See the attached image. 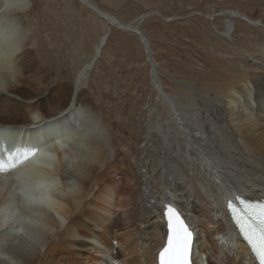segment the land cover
<instances>
[{"label":"bare ground","instance_id":"1","mask_svg":"<svg viewBox=\"0 0 264 264\" xmlns=\"http://www.w3.org/2000/svg\"><path fill=\"white\" fill-rule=\"evenodd\" d=\"M81 1L103 22V32L95 41L89 40L88 34L87 40L78 38L83 45L88 42L90 46L87 59L78 66L73 86L69 88L58 70L49 74L46 68L42 70L34 64L35 39L27 36L22 27L30 0H0V24H11V27L0 26V31L9 30L21 37L13 51L16 60L21 56L15 83L6 92H0V163L14 165L0 175V264H113L115 258L118 264H152L166 243L161 213L166 203H174L168 199L169 193L165 195L160 191L167 181L160 182L157 191L161 210L157 204L159 215L154 222L161 221V227L159 224L148 227L149 220L143 221V218L146 214L147 219L152 215L133 205L137 172L128 161L133 154L142 153V149L135 144L132 145L135 148L124 149V142L111 136L105 121L85 94L87 75L101 55L105 35L114 27L139 37L136 33L139 23L137 19L122 23L115 16L95 8L90 0ZM229 13L233 14L229 18L241 16L235 11ZM230 23L225 24V36H232L235 31ZM255 25L261 26L264 22L251 26ZM145 40L148 42L147 38ZM140 41L145 45L144 39ZM213 55L219 64L214 61L210 65L212 70L205 79V92L197 88L196 81L188 83L172 76L171 80L183 89L178 97L156 84V81L161 82L159 73L169 76L170 72L153 60L154 70H150L152 65L149 69L153 74L156 70V77L152 75L151 79L157 91L153 113L162 117L148 120L136 140L146 139V134L155 130V137L152 133L148 137L150 141L153 139L155 146L162 148L168 134L180 149L184 148L182 142L190 144L186 148L194 153L192 162H204L200 169L205 170L206 177L211 173L213 180L219 181H214L211 196L205 198L193 187L184 171V163L173 153L166 156L172 167L182 171L186 179L182 184L191 186L198 199L189 213L183 210V214L189 225L197 229L198 224L205 221L199 229L202 233L200 253L207 257L209 264H215L214 259L221 264H237V260H252L253 263L249 249L238 239L229 222L225 200L234 191L264 195V71L256 67L257 73L249 72L246 65L240 70H236L240 67L228 68L218 54ZM35 80L41 84L38 91L30 88ZM23 85L25 87L20 88ZM49 94L55 95V106L44 101ZM38 112L40 116L23 128L26 136L19 137L18 131L9 134L12 131L9 125L25 127L23 124L29 121L27 115ZM55 115L58 116L50 119ZM66 123V129L61 131L60 126ZM184 126L196 130L192 137L181 138ZM184 132L190 134L188 130ZM75 135L82 139V147L74 144L79 140ZM36 140V146H41L40 152L33 147ZM60 144L66 145L59 150L61 155L54 149ZM148 158V167L151 166L148 170L156 172L162 157L158 154L156 157L148 155ZM119 175V182H115L114 177ZM160 175L156 177L160 179ZM58 186L61 192L56 189ZM26 189L34 202L28 199ZM212 205H216L220 213L218 218L210 217L212 210L209 213L207 209ZM181 208H184L183 203ZM39 225L47 230L40 238L35 236L30 240L32 229ZM216 235H225L229 240L219 237L217 240L223 246H217ZM224 243L231 246L232 253H226ZM113 244L119 247L116 255L104 251V248L111 249Z\"/></svg>","mask_w":264,"mask_h":264},{"label":"rangeland","instance_id":"2","mask_svg":"<svg viewBox=\"0 0 264 264\" xmlns=\"http://www.w3.org/2000/svg\"><path fill=\"white\" fill-rule=\"evenodd\" d=\"M90 1L96 5L95 8L115 16L122 23H130L133 20L136 22L135 19H137L138 31L146 36L152 49L153 60L170 72L169 76L164 73L158 74L161 81L159 84L166 93L177 96L183 91L179 84L171 80L173 75L188 83L196 81L197 88L205 92V79L210 76V69L212 70L210 65H213L214 61L216 65L219 64L213 54H218L228 68L240 67L236 69L240 70L246 65L247 71L251 70L249 72L257 73V68L264 71V50L262 49L264 25L251 26L252 23L264 22V0ZM83 4L81 0H30L29 7L23 16L25 23L22 27L25 28L26 35L35 39V48L32 51L34 64L42 70L46 68L45 71L49 74L53 73L54 69L58 70L62 74L63 83L69 88L73 86V76L78 66L87 59L86 52L90 46L87 41V44L83 45V41L81 42L78 38L84 40L88 34V39L95 41L103 32V22ZM229 11H235L241 16L229 18L233 15ZM176 17L179 19H175ZM227 21L234 26L235 31L232 36L224 34L225 24L229 23ZM3 25L11 27L8 23L0 24V26ZM105 40L100 57L95 64L91 65L92 69L90 68L87 75L85 94L95 111L105 121L111 136L124 142V149L134 144L135 147L142 149V153L133 154L128 159L137 172L135 180L138 185L134 187L136 192H134L133 205L135 209L145 210V213L148 210V213L152 215L147 219L146 214L143 218V221L149 220L148 227L152 228L156 224L161 227V221L154 222L157 221V215L161 210L160 193L157 195L161 187L160 182L167 181L168 184L163 185L160 191L165 195L169 193L168 199L174 201L173 204L178 205L183 213V210L189 213L193 202L195 204L198 202V199H195L194 189L183 185L186 179L182 171L172 167L166 160L168 153H173L184 163L187 177L192 180L193 187L203 197L211 196L215 180L211 177V173L206 177L205 170L200 169L204 162L201 160L196 164L192 162V158H195L194 153L190 148H186L190 144L182 142L181 146L184 148L180 149L168 134L162 148L161 145L155 146L153 139L151 138V141L148 139L151 133L155 137L157 133L155 130L147 133L146 139L136 140L140 136L139 131L146 127L148 120H160L162 117L158 115L157 118L153 113L156 107L153 99L157 93L151 80L154 67L150 69L151 65L146 52L148 49L144 47L136 34L113 27L109 34L105 35ZM20 58L21 56L16 60L14 56L17 68ZM214 71H217L216 67ZM40 85L35 80L30 88L38 91L41 88ZM24 87L25 85L20 86V88ZM42 87H45V84ZM44 98L48 105H56L55 95L49 94ZM12 108L15 107L12 106ZM58 115L49 118L53 119ZM23 117L21 115V118ZM184 130H188L190 134H186ZM11 132L9 131V134ZM192 132H196L193 127L184 126L182 133L184 136L181 135V138L192 137ZM160 133L163 134V131ZM75 136L79 138L77 140L79 143L75 140L74 144L82 147V139L78 135ZM123 147H119V150L121 151ZM158 154L162 157L160 164L156 172H151L148 170L151 167H148V155L156 157ZM158 173L161 174L160 179L156 177ZM120 177L121 175L115 176L114 181L119 182ZM182 203L185 209L181 208ZM157 204L160 206L159 211L158 207L156 208ZM113 209L117 210L115 207ZM207 210L210 211L209 213L212 210L210 217L220 216L216 205L208 207ZM92 230L95 231V229ZM113 233L115 232L112 231ZM219 237L229 240L225 235L214 236V238ZM224 248L226 253L233 251L231 246L227 247L225 244ZM243 261L245 264H254L252 260H247L248 262L237 260V264H244ZM213 262L221 264L215 259Z\"/></svg>","mask_w":264,"mask_h":264},{"label":"snow or ice","instance_id":"3","mask_svg":"<svg viewBox=\"0 0 264 264\" xmlns=\"http://www.w3.org/2000/svg\"><path fill=\"white\" fill-rule=\"evenodd\" d=\"M7 32L12 33L9 30ZM9 167L14 165L6 166L0 163V171H6ZM25 192L28 199L34 202L32 194L27 189ZM237 199L244 205L240 215H237L233 204L229 203L228 207L232 210L233 219L240 232L260 259L261 264H264V204L253 205L239 197ZM164 215L167 221V242L159 252L160 264H191L193 229L181 212L170 204L166 206Z\"/></svg>","mask_w":264,"mask_h":264},{"label":"clouds","instance_id":"4","mask_svg":"<svg viewBox=\"0 0 264 264\" xmlns=\"http://www.w3.org/2000/svg\"><path fill=\"white\" fill-rule=\"evenodd\" d=\"M99 19V18H98ZM179 19V18H175ZM166 20V19H165ZM21 42L18 33L0 32V92H6L15 83L18 69L13 51ZM28 114L27 118H29Z\"/></svg>","mask_w":264,"mask_h":264},{"label":"water","instance_id":"5","mask_svg":"<svg viewBox=\"0 0 264 264\" xmlns=\"http://www.w3.org/2000/svg\"><path fill=\"white\" fill-rule=\"evenodd\" d=\"M100 17H102L103 19H104V17L102 16V15H100ZM103 21H105V20H103ZM106 22V21H105ZM107 23V22H106ZM112 25H117V24H112ZM118 29V28H117ZM136 33H138L139 34V39L140 40H143L144 39V43H145V45H144V47H146L147 49H148V52H147V55H148V58H149V61H150V65H154L153 64V55H152V52L150 51V46H149V44H148V42L145 40V35L144 34H142L140 31H138V30H136ZM154 76L156 77V72L154 71ZM156 84L157 85H159V82L158 81H156ZM20 146H23V145H20ZM26 146H28V144H26ZM34 147V146H33ZM13 150V149H12ZM39 152H40V149L38 150Z\"/></svg>","mask_w":264,"mask_h":264},{"label":"flooded vegetation","instance_id":"6","mask_svg":"<svg viewBox=\"0 0 264 264\" xmlns=\"http://www.w3.org/2000/svg\"><path fill=\"white\" fill-rule=\"evenodd\" d=\"M151 264V263H150ZM153 264V263H152Z\"/></svg>","mask_w":264,"mask_h":264}]
</instances>
